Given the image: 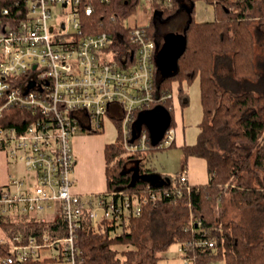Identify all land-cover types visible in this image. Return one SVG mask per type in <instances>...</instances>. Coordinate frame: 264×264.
Masks as SVG:
<instances>
[{
  "label": "built area",
  "instance_id": "built-area-1",
  "mask_svg": "<svg viewBox=\"0 0 264 264\" xmlns=\"http://www.w3.org/2000/svg\"><path fill=\"white\" fill-rule=\"evenodd\" d=\"M15 7V12L6 7V17L0 19V150L23 162L34 180L11 176L14 189H0L1 210L47 221L42 215L58 203L66 234L52 238L46 232L25 240L18 233L0 264L26 263L46 248L55 252L54 258L77 264L84 222L96 227L106 220L122 227L141 215L146 204L181 195L190 182L183 168L176 179L162 184L149 181L135 190L75 193L73 136L82 129L102 130L111 116L120 122L126 154L147 151L150 138L144 126L136 128L137 115L173 93L165 94L157 85L158 43L147 26H130L121 49L120 32L85 29L83 17L96 11L89 0H25ZM175 140L176 129L169 124L153 145L169 147ZM197 243L215 247L213 240ZM186 250L181 245L178 256L194 264Z\"/></svg>",
  "mask_w": 264,
  "mask_h": 264
},
{
  "label": "trees",
  "instance_id": "trees-1",
  "mask_svg": "<svg viewBox=\"0 0 264 264\" xmlns=\"http://www.w3.org/2000/svg\"><path fill=\"white\" fill-rule=\"evenodd\" d=\"M24 1L0 0V19L5 16L6 7L13 11L16 3L22 5ZM89 1L96 11L92 16L83 17L85 29L120 32L117 43L124 49L123 39L130 27L125 21L136 13L141 0ZM183 1H188L192 10L184 28V49L177 58L175 71L166 76L156 73V81L165 94L173 93V83L177 82L180 105L185 106L189 103L187 87L199 78L203 108L199 133L195 143H184L181 148L185 166L191 156L206 160L209 180L184 187L181 195L164 196L146 204L141 215L131 217L122 227L106 220L96 227L84 222L77 241L80 264H159L158 260L175 241L186 246V255L194 264L214 261L216 264H264V222H258L255 216L246 225L218 213L219 205L229 194L238 210L264 215V181L259 175V171L264 172V15L254 28L250 21L260 0H149L148 3L162 20H167L179 16ZM197 1L213 8V20H195ZM143 26L148 27L154 38L160 32V23L155 17ZM257 39L261 42V52L256 50ZM163 105L170 110V125L175 126L173 97ZM115 122L120 125L118 120ZM120 138L119 132L117 140L105 147L107 191L110 192L144 186L149 181L143 178L132 184L136 167L140 175L154 171L144 166L147 153L168 148H157L149 135L147 151L126 154ZM161 175L176 179L178 173ZM249 176L254 177L256 184L251 183ZM171 201L189 204L192 221L175 223L162 242L146 243L143 233L154 212ZM0 226L5 230L4 238H0V259L10 255L12 238L18 233L25 240L46 232L52 238L66 234L65 222L60 216L53 221L30 219L19 223L0 217ZM202 240L215 241V247L207 243L199 245L197 242ZM120 245L126 248L119 249Z\"/></svg>",
  "mask_w": 264,
  "mask_h": 264
},
{
  "label": "rangeland",
  "instance_id": "rangeland-1",
  "mask_svg": "<svg viewBox=\"0 0 264 264\" xmlns=\"http://www.w3.org/2000/svg\"><path fill=\"white\" fill-rule=\"evenodd\" d=\"M149 0H141L140 5L134 15L126 19V24L128 26H133L135 24L143 25L148 24L149 20L154 15L153 5L150 7ZM254 17L251 18V26L254 28L259 23V17L264 15V0H260L257 8L254 10ZM187 10L185 13L182 12L178 17L169 18L167 20H160V34L157 35V39L162 40V34L165 31H168L170 28L181 29L183 28L184 23L189 20ZM57 14L54 13V18ZM264 17V16H263ZM51 19V21L54 20ZM194 18L196 21H211L214 19V10L212 7L206 5L204 1H197L195 5ZM166 33V32H165ZM157 41V40H156ZM158 43V41H157ZM262 49L260 40H256V50L261 52ZM173 87L176 89L177 82L173 83ZM189 93V103L185 106L180 105V100L178 98V93L173 92L174 97V119H175V129L177 133V143L180 138L185 140L186 143L192 144L197 140V135L199 133V122L202 120L203 108L200 98V87H199V78H196L191 85L187 87ZM161 108H167L163 104L154 105L150 108L142 110L137 116L135 123L136 128L139 129L141 124L144 123L145 127L149 130L150 138L155 142L160 136L161 131L170 123V110L167 108L166 112L168 113V124L164 126L163 129H158L155 125V115L156 112ZM111 118V117H110ZM108 118V119H110ZM107 118L105 119V122ZM107 123V122H106ZM121 139V138H120ZM121 141V140H120ZM121 143V142H120ZM123 147V146H122ZM124 148V147H123ZM125 150V148H124ZM7 154L0 151V182L4 181L8 173H18L22 174L27 172L23 162H14L10 158H7ZM126 155V154H124ZM184 160V153L180 146H171L162 150H155L153 152L147 153L146 166H152L154 171H164L166 168H170V174L174 175L177 171L180 170L181 164ZM11 161V162H10ZM249 175V174H248ZM260 177L264 181V172L259 171ZM251 183L256 184L254 177L249 176ZM231 196L226 195L225 200L219 205L218 213H224L225 219H236L243 221L246 225L252 220V217L258 216L257 220L264 222V215H257V212L252 210H238L233 202H231ZM50 211V210H49ZM99 216L102 214L101 210H98ZM28 218H31L28 217ZM193 219L192 208L189 204L178 203L177 201H171L166 204L164 207H158L154 212L153 218L150 220L146 230L143 233V240L148 244H154L164 241L170 234L175 223L179 224L181 222H191ZM105 221V220H103ZM102 223V221L100 222ZM253 223V222H252ZM261 223V222H260ZM262 224V223H261ZM264 232V223L262 227ZM5 233L4 228L0 226V237ZM119 249H125V245H120ZM121 250V251H122ZM45 253H49L48 250H45ZM181 251V245L179 242L175 241L170 244V247L163 253V257L158 260L159 264H185L178 254ZM81 263V259H79ZM49 264H57L61 261H49ZM66 263V261H63ZM70 264L71 262L68 261Z\"/></svg>",
  "mask_w": 264,
  "mask_h": 264
},
{
  "label": "crops",
  "instance_id": "crops-1",
  "mask_svg": "<svg viewBox=\"0 0 264 264\" xmlns=\"http://www.w3.org/2000/svg\"><path fill=\"white\" fill-rule=\"evenodd\" d=\"M151 6L152 5L150 4V7ZM181 6H182L181 13L182 12L185 13V10H187L189 14L187 12L186 14L190 15L192 11L190 3H188V1H183ZM153 17H155V20L157 19V22H159L160 19L162 20L161 16L157 15V12L155 10H154ZM151 20H149L148 24L151 23ZM187 22L188 20L184 23L182 30L181 29L177 30L176 28H170L168 31H165L166 33L164 32V34H162V37H161L162 40L157 39V36H156V39L158 41V46H157L155 61H156V70H157L158 75L166 76L175 71L177 63H178L177 56L184 49V43H185L184 28ZM148 24H143V25H148ZM160 32L158 33V35L160 34ZM170 33L174 35V41L178 45L174 47L176 48V50L172 51L173 54L169 53L170 54L169 56V54L164 53L162 58L160 59L159 52L164 44L165 36ZM158 58L160 59V61ZM177 86H178V83H177ZM173 92L177 93L178 87L176 89L173 87ZM173 104L175 105L174 101H173ZM110 117L111 116H109L108 118ZM108 118L106 121L107 123L104 121V126L102 130L96 132V131H88V130L82 129L78 131L75 134V136H73L74 137L73 138V147H74L73 151L75 153V165H74V170L72 172V190L75 193L85 196V195H89L92 193H102V192L107 191L105 147L107 144L114 143L117 140L118 133H119L115 120L112 117L110 119ZM135 125L137 124L135 123ZM142 126H145V124L142 123L141 127ZM147 131L149 133L148 129ZM184 143H186V141L182 140V138H180L179 142L177 143V133H176L175 145L182 147ZM2 152L6 153L5 151H2ZM6 156L7 158H10L8 155ZM10 159L14 162H18L17 160H14L12 158ZM184 160H182L183 163L181 164L182 166L179 171H181L184 167H186L188 171L190 184L196 185V184H202V183L208 182L209 174H208L207 162L204 158L191 156L188 158L186 166L184 164L185 163ZM144 166L152 168V166H146V161L144 163ZM26 170L27 172L22 173V174L9 172L7 177L4 179V181L0 182V189L5 188L6 186H9L11 189H14V187H11V185L9 184V180L11 176H17L20 179L27 180L29 183H32L34 180L33 178L34 173L29 171L28 169ZM136 170H137V167H136ZM170 171H172L170 168H166L164 169V171H149L148 173L158 172L160 174H166L169 176V175H172L170 174ZM179 171H177L176 173H179ZM57 205L59 206L58 203H54L53 208L49 209L50 211L47 210L42 215L43 217L45 216L47 218V221H51V220L53 221L60 216L59 212H57L58 211ZM1 209H2V206L0 205V217H3L11 222L19 223V222L28 221L30 219H38L39 217L38 215H35V214H31V215L19 214L17 212H10V211L3 213ZM30 216L31 218H28ZM4 236H5V233L0 238H4ZM45 250H48L49 253H45L46 252ZM54 253L55 252L52 251V249L50 248L42 249L35 255V257L31 261H28L23 264H49L50 263L49 261H52V262L61 261L60 263H57V264H70L68 260L66 259L54 258L53 257ZM63 261H66V263H64ZM17 264H21V263H17Z\"/></svg>",
  "mask_w": 264,
  "mask_h": 264
},
{
  "label": "water",
  "instance_id": "water-1",
  "mask_svg": "<svg viewBox=\"0 0 264 264\" xmlns=\"http://www.w3.org/2000/svg\"><path fill=\"white\" fill-rule=\"evenodd\" d=\"M177 45L178 44L175 43V41H174V35L172 33L166 35L165 36V39H164V44H163V46H162V48H161V50L159 52L160 59L162 58V56H163L164 53L165 54H169V53L171 54L172 51H175L176 48H174V47H176ZM170 54H169V56H170ZM178 56H179V54H178ZM178 56H177V58H178ZM160 59H159V61H160ZM166 109L167 108H161V109H159L156 112V115H155V119H154L155 120V125L160 130L163 129L164 126H166L168 124V113L166 112ZM163 131H161V133ZM155 142H153V143H155ZM133 178L134 179L132 181V184H134L135 181H136V179H138V178H143V179H146V180H148L150 182L157 183V184H162V183H164V181H168V179H169V178H163L162 175L160 173H158V172H155V173L154 172H150V173H145V174H141L140 175L138 173V170H135V173H134V177Z\"/></svg>",
  "mask_w": 264,
  "mask_h": 264
}]
</instances>
